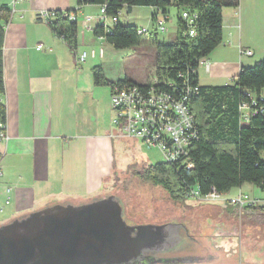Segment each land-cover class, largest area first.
I'll return each instance as SVG.
<instances>
[{
    "label": "crops",
    "instance_id": "1",
    "mask_svg": "<svg viewBox=\"0 0 264 264\" xmlns=\"http://www.w3.org/2000/svg\"><path fill=\"white\" fill-rule=\"evenodd\" d=\"M101 6L80 5L78 0H18L14 5L12 0H0V26L5 29L6 90L2 100L7 107L9 134L8 140L0 141V225L56 202L78 203L101 197L116 174L128 171L126 166L130 164L123 159L124 149L141 140L127 136L113 123L112 86L97 85L93 67L101 65L112 82L130 79L146 84L157 76L139 82L127 71L123 60L106 57V51L115 46L94 32L98 23L93 21L92 28L85 24L86 16L98 15ZM241 6L223 8V40L197 67L201 86L232 84L243 66H253L264 59L241 29ZM171 7L176 9L174 39L180 16L173 5L167 12L171 14ZM1 8L11 10L9 21L4 19L6 11ZM72 9L79 19L75 50L49 23L38 18L41 10ZM143 9L150 10L145 21L140 14L135 15ZM155 12V6L125 4L118 21L148 27L151 36L158 38L153 25ZM39 44L42 48H38ZM247 48L252 55L241 52ZM84 51L88 56L79 62L77 56ZM243 185L234 187L238 191L233 196L249 193ZM249 194L259 198L257 206L264 207V196ZM209 203L226 209L224 200L222 204Z\"/></svg>",
    "mask_w": 264,
    "mask_h": 264
},
{
    "label": "trees",
    "instance_id": "2",
    "mask_svg": "<svg viewBox=\"0 0 264 264\" xmlns=\"http://www.w3.org/2000/svg\"><path fill=\"white\" fill-rule=\"evenodd\" d=\"M78 1L80 5L106 3L107 13L117 16L125 4L158 6L164 11L173 5L178 9L189 8L198 14L197 34L194 37L184 35L185 25L179 17V32L172 41H161L157 36L147 38L156 47V76L159 85L164 88H167L169 83L180 84L183 80L180 73H188L189 78L195 84L198 83V75L191 69H196L199 60L222 42L223 8L237 7L240 4V0H175L174 3L172 0ZM1 9L6 11L3 17L9 21L11 10ZM55 11L56 17L50 25L75 50L78 44V21L70 20L63 10ZM94 32L104 36L116 48L138 45L146 37L138 33L137 26L120 21L110 32H106L101 24L95 26ZM4 39L5 29L0 26V124L7 123V107L2 100L6 90ZM93 77L97 85L135 83L130 79L110 81L101 65L93 67ZM247 90L257 96L264 93V59L257 61L253 66H243L232 84L200 85L199 93L191 100L200 136L194 142L187 158L176 163H151L134 174L154 185H162L169 197L177 203L185 202L188 192L193 188H198L202 194L208 193L212 187L225 194L245 183H252L264 189V112L251 116L247 125L241 124L239 106L247 99ZM1 130L0 125V132ZM1 156L0 153V159ZM184 237L183 235L182 241Z\"/></svg>",
    "mask_w": 264,
    "mask_h": 264
},
{
    "label": "rangeland",
    "instance_id": "3",
    "mask_svg": "<svg viewBox=\"0 0 264 264\" xmlns=\"http://www.w3.org/2000/svg\"><path fill=\"white\" fill-rule=\"evenodd\" d=\"M240 4L241 29L245 37L257 45L258 53L264 54V0H240ZM170 11L172 20L166 22L168 31L158 33L161 41H171L175 35L176 9L171 7ZM149 12V9L138 10L135 15L140 14L145 21ZM106 57L123 60L127 71L139 82H148L156 76L157 50L147 37L138 45L113 47L112 51H106ZM123 159L130 164L126 166L128 171L116 174L104 195L115 194L123 201L127 220L130 223L186 221L197 238L190 240L185 236L179 246L164 254L194 259L170 264H264V208H240L229 201L227 198L238 188L224 194L227 199L224 210L209 203L222 204L223 199L207 201L189 197L185 202L177 203L162 185H154L134 174L148 164L164 161L158 147L145 145L142 141L132 142L130 149L125 147ZM243 189L264 196V190L251 183L243 185Z\"/></svg>",
    "mask_w": 264,
    "mask_h": 264
},
{
    "label": "water",
    "instance_id": "4",
    "mask_svg": "<svg viewBox=\"0 0 264 264\" xmlns=\"http://www.w3.org/2000/svg\"><path fill=\"white\" fill-rule=\"evenodd\" d=\"M186 223H130L115 194L56 202L0 225V264H155ZM181 262V261H180Z\"/></svg>",
    "mask_w": 264,
    "mask_h": 264
},
{
    "label": "built area",
    "instance_id": "5",
    "mask_svg": "<svg viewBox=\"0 0 264 264\" xmlns=\"http://www.w3.org/2000/svg\"><path fill=\"white\" fill-rule=\"evenodd\" d=\"M18 0H12L13 5ZM175 0H172L174 3ZM156 12L153 15V25L156 32L166 33L169 20V13L162 8L155 6ZM64 15L70 20L79 21L76 12L63 10ZM179 16L185 25L184 35L194 37L197 34L198 14L189 8L180 7ZM56 17L55 10H41L38 18L51 24ZM117 15L107 13V4H102L101 12L98 15H87L85 24L92 28L93 23L104 26L106 32L113 29V25L118 22ZM95 21V22H93ZM95 28V27H94ZM138 33L149 37L152 30L148 27H139ZM42 48V44L38 45ZM241 52L252 55L249 48L241 49ZM94 55L95 52H92ZM88 52L84 51L77 56L79 62L85 61ZM201 59L199 60V62ZM196 73L197 68H192ZM182 82L180 84L169 83L167 88L159 85V80L146 84L130 83L112 86L111 107L115 112L113 123L127 136L140 139L145 145L158 147L164 157V161L176 163L190 155L192 146L199 139L200 132L196 123L195 113L191 106V100L200 90V84H195L188 73H180ZM247 99L243 100L239 106L240 119L242 125H247L251 116L264 112V93L257 96L247 90ZM0 141L8 140L7 124H0ZM2 171L0 169V175ZM10 190V189H8ZM189 197L200 198L207 201L229 200L240 208L256 206L259 198L247 192H239L234 196L225 198L216 187L202 194L198 188H193L188 192ZM3 207L0 205V211Z\"/></svg>",
    "mask_w": 264,
    "mask_h": 264
},
{
    "label": "flooded vegetation",
    "instance_id": "6",
    "mask_svg": "<svg viewBox=\"0 0 264 264\" xmlns=\"http://www.w3.org/2000/svg\"><path fill=\"white\" fill-rule=\"evenodd\" d=\"M184 223L187 224V226L189 227L188 223L186 221H183ZM189 233H187V231L185 229H183V235L186 236L187 238H189L190 240H197V238L195 237V235L193 234V232L191 231V228L189 227ZM181 243V242H180ZM174 249V248H173ZM173 249H171L170 251H165V253L171 252ZM165 253H157V254H153L152 258L149 257L148 260H152L154 261L156 258H159L158 261H156V263H166V264H170L173 262H183V261H190L192 259H194L191 256H171V255H164ZM199 259L201 260L202 257L198 256ZM155 263V264H156Z\"/></svg>",
    "mask_w": 264,
    "mask_h": 264
},
{
    "label": "bare ground",
    "instance_id": "7",
    "mask_svg": "<svg viewBox=\"0 0 264 264\" xmlns=\"http://www.w3.org/2000/svg\"><path fill=\"white\" fill-rule=\"evenodd\" d=\"M246 208V207H245Z\"/></svg>",
    "mask_w": 264,
    "mask_h": 264
}]
</instances>
